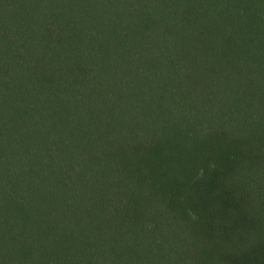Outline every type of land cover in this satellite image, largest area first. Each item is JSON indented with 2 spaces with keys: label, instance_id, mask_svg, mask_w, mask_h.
Instances as JSON below:
<instances>
[{
  "label": "trees",
  "instance_id": "trees-1",
  "mask_svg": "<svg viewBox=\"0 0 264 264\" xmlns=\"http://www.w3.org/2000/svg\"><path fill=\"white\" fill-rule=\"evenodd\" d=\"M0 264H264V0H0Z\"/></svg>",
  "mask_w": 264,
  "mask_h": 264
},
{
  "label": "rangeland",
  "instance_id": "rangeland-1",
  "mask_svg": "<svg viewBox=\"0 0 264 264\" xmlns=\"http://www.w3.org/2000/svg\"><path fill=\"white\" fill-rule=\"evenodd\" d=\"M42 23H43V22H36V25H42ZM19 26H20L19 29H20L22 32H24V33H25L26 30H28V29L31 27L30 24L27 25L26 23H20Z\"/></svg>",
  "mask_w": 264,
  "mask_h": 264
}]
</instances>
